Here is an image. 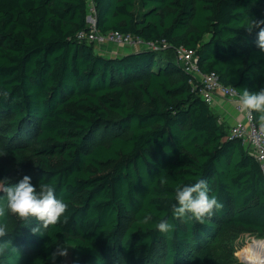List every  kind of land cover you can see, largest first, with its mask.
<instances>
[{"label":"trees","instance_id":"1","mask_svg":"<svg viewBox=\"0 0 264 264\" xmlns=\"http://www.w3.org/2000/svg\"><path fill=\"white\" fill-rule=\"evenodd\" d=\"M93 2L100 32L193 48L202 70L239 95L264 87L259 29L244 28L264 20V0ZM87 12L86 0H0V126L8 125L0 179L29 175L69 206L68 222L41 234L30 231L35 219L22 226L9 214L6 239L19 254L0 264H52L64 241L69 260L55 264H225L212 249L223 230L264 238L259 162L218 121L173 48L96 53L76 37ZM201 178L223 207L203 223L173 218L176 186ZM162 219L170 232L156 230Z\"/></svg>","mask_w":264,"mask_h":264},{"label":"clouds","instance_id":"2","mask_svg":"<svg viewBox=\"0 0 264 264\" xmlns=\"http://www.w3.org/2000/svg\"><path fill=\"white\" fill-rule=\"evenodd\" d=\"M245 30L251 34L255 29L257 39L255 41L259 50L264 53V20L248 18ZM6 95V94H5ZM237 103L240 108L247 112L250 119H257L260 122L261 130H264V87L258 91L242 90ZM161 186L167 184V180L161 178ZM175 203L171 204V214L177 220L184 222L196 221L203 223L206 216L210 217L214 211L223 207L216 196H209V188L206 179H199L195 183L177 185L174 190ZM69 206L63 199L57 198L53 185L41 182L39 189L32 183L29 175H24L16 183H8V180L0 179V260L7 254H19V249L14 245L12 239H6L9 233L7 217L14 216L17 224L28 226L35 219L37 226L30 231L33 234H41L40 228L47 229L49 226L68 222ZM151 215H146L140 223L148 224ZM156 230L161 233H168L173 225L166 219L155 224ZM73 248L67 244L56 243L55 249L51 252L49 259L55 264L57 259L63 258L67 261L69 249Z\"/></svg>","mask_w":264,"mask_h":264},{"label":"built area","instance_id":"3","mask_svg":"<svg viewBox=\"0 0 264 264\" xmlns=\"http://www.w3.org/2000/svg\"><path fill=\"white\" fill-rule=\"evenodd\" d=\"M88 12L86 14L87 29L77 33V39L86 42H96L104 45L107 43L117 46H129L135 49L143 48L151 50H162L169 47L173 48L176 60L180 63L182 69L190 75V81L200 97L210 104L213 97L218 94L232 101L234 107L243 113L241 119L229 129V134L239 138L250 148L264 172V130H261L260 124L254 119H250L247 112L242 110L237 103L239 94L236 89L230 85H224L218 79L214 71L204 72L198 63L196 50L180 45L173 47L165 40H144L128 32L110 30L100 32L96 27L95 8L93 0H86Z\"/></svg>","mask_w":264,"mask_h":264},{"label":"rangeland","instance_id":"4","mask_svg":"<svg viewBox=\"0 0 264 264\" xmlns=\"http://www.w3.org/2000/svg\"><path fill=\"white\" fill-rule=\"evenodd\" d=\"M107 47H106V46ZM104 50H101L103 47ZM143 47V46H142ZM107 48V50H106ZM118 46L115 44L107 43L104 45L93 42V49L96 53L100 54H112L115 50H117ZM126 86H131L129 82L125 84ZM6 118H4V121ZM7 124L0 126V133L6 132ZM0 158H5V152L2 151L0 153ZM13 177V175H11ZM10 224H8L9 226ZM46 229L41 227L40 231H45ZM257 234L245 232V231H236V230H223L214 241L212 246L213 252L215 256L221 260L225 264H256L262 263L264 261L261 260H245L241 252L244 249L245 245L253 242L254 240H259ZM264 239V238H261ZM71 253V248L69 249V257ZM69 257L67 261L69 260ZM264 259V258H262ZM66 261V262H67ZM255 262V263H253Z\"/></svg>","mask_w":264,"mask_h":264},{"label":"crops","instance_id":"5","mask_svg":"<svg viewBox=\"0 0 264 264\" xmlns=\"http://www.w3.org/2000/svg\"><path fill=\"white\" fill-rule=\"evenodd\" d=\"M138 49H143V47L138 48ZM101 50H104V47ZM134 50H137V49L129 47V46H121V47L118 46L117 50H115L112 54L114 55L123 54V53L131 52ZM104 55H110V54L108 53ZM208 105L211 111L217 115L218 121L224 126V128H227L228 132L230 131L229 129L236 122V120L241 119L242 116L244 115L243 113H241L234 107L231 100H229L226 97H222L221 95H218V94H216L213 97L212 102Z\"/></svg>","mask_w":264,"mask_h":264},{"label":"bare ground","instance_id":"6","mask_svg":"<svg viewBox=\"0 0 264 264\" xmlns=\"http://www.w3.org/2000/svg\"><path fill=\"white\" fill-rule=\"evenodd\" d=\"M241 255L245 260L258 259L264 261V259H262L264 258V239L254 240L253 242L245 245L244 249L241 252ZM256 264H261V263H256Z\"/></svg>","mask_w":264,"mask_h":264},{"label":"water","instance_id":"7","mask_svg":"<svg viewBox=\"0 0 264 264\" xmlns=\"http://www.w3.org/2000/svg\"><path fill=\"white\" fill-rule=\"evenodd\" d=\"M112 55H114V54H112ZM261 264H264V263H261Z\"/></svg>","mask_w":264,"mask_h":264}]
</instances>
